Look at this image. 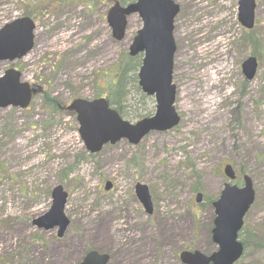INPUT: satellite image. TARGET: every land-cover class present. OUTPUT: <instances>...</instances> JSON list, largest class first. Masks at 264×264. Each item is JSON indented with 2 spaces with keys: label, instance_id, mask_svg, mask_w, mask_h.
I'll return each instance as SVG.
<instances>
[{
  "label": "rangeland",
  "instance_id": "rangeland-1",
  "mask_svg": "<svg viewBox=\"0 0 264 264\" xmlns=\"http://www.w3.org/2000/svg\"><path fill=\"white\" fill-rule=\"evenodd\" d=\"M51 1L0 0V29L23 17L36 26L32 50L19 61L0 63V76L14 69L21 82L40 88L27 109H0V264H77L88 251L110 250L121 256L120 264H135L130 252L144 254L139 264H180L182 251L209 256L216 251L212 204L223 189L225 165L236 173V186L243 175L251 179L255 200L243 229L264 239V0H254L251 31L238 22L239 0H171L179 7L172 31L179 124L136 146L121 140L96 154L86 151L74 116L53 111L44 98L65 107L104 95L111 79L103 75L124 61L141 22L129 17L124 39L115 42L105 19L112 1L43 11ZM220 38L225 45H215ZM211 46L203 55L196 52ZM221 48L227 69L217 97L202 98L209 80L201 73L216 63ZM248 57L258 64L251 81L240 70ZM195 95L210 101L198 122ZM154 112L153 97L140 91L137 73L128 72L119 117L135 124ZM136 184L147 187L150 216L134 200ZM56 186L67 194L69 225L60 239L56 229L33 225L50 210ZM132 240L139 244L130 249ZM237 264H264V251L249 246Z\"/></svg>",
  "mask_w": 264,
  "mask_h": 264
},
{
  "label": "water",
  "instance_id": "water-1",
  "mask_svg": "<svg viewBox=\"0 0 264 264\" xmlns=\"http://www.w3.org/2000/svg\"><path fill=\"white\" fill-rule=\"evenodd\" d=\"M254 0H239L238 22L246 30L254 26ZM179 7L171 0H135L134 3L121 6L114 2L106 13V24L115 42L125 37L127 19L136 15L141 28L136 32L128 48V56L142 55L141 66L137 74L140 91L153 97L154 115L135 124L123 121L115 111L109 109L104 99L87 101L75 99L65 108L73 113L78 125V135L90 154L100 152L105 145H114L121 140L136 146L152 132L164 133L179 123V117L173 108L175 87L172 85V67L175 46L172 38L174 18ZM35 25L29 18H20L5 24L0 29V63H13L24 58L33 47ZM242 76L251 81L256 73L257 61L253 57L245 59L241 66ZM36 89L21 82V74L9 69L0 76V109H26ZM226 183L219 198L212 204L214 209L211 241L217 250L209 256L198 251H184L179 254L181 264H235L243 254V247L237 241V235L243 226V218L254 202L255 194L248 176L242 178L243 185L238 188L231 185L235 175L231 166L223 169ZM106 183L104 190L110 189ZM135 196L145 214H152V205L147 187L136 184ZM67 194L61 186L51 191V208L43 216L33 221L37 230L57 229L56 237L61 238L69 221L64 215ZM197 195L195 202H200ZM107 256L90 251L78 264H106Z\"/></svg>",
  "mask_w": 264,
  "mask_h": 264
},
{
  "label": "trees",
  "instance_id": "trees-1",
  "mask_svg": "<svg viewBox=\"0 0 264 264\" xmlns=\"http://www.w3.org/2000/svg\"><path fill=\"white\" fill-rule=\"evenodd\" d=\"M109 1L112 2L117 1L120 5H127L133 3L135 0H109ZM75 3H79L82 7L86 9H90L92 8L91 3H95V1L94 0H53L45 4L43 11H48L53 8L64 9L67 7L74 6ZM262 48L261 50L264 52V46ZM140 63H141L140 56H136L134 58H129L128 56H126L124 61H121V64L115 66V69L113 72H111V74L107 73L103 75V79H106L108 77L111 79V82L106 87V89L104 88V93H103L104 95L99 96L97 98H105L109 107L113 109L118 115L120 114L119 108L121 107L124 97V85L126 81V74L128 72H134L136 74L140 67ZM111 75H113L112 78ZM44 100L50 104V107L52 108L53 111L62 112L63 114H66V116L72 117L71 114H68L64 111L63 106H59L56 102H53V100H49L46 97L44 98ZM242 235H244L246 238V241L242 240V244L245 248V252L249 246H251L253 249L264 251L263 238H259L255 236L252 232L245 231V229L241 231L239 236L242 237Z\"/></svg>",
  "mask_w": 264,
  "mask_h": 264
},
{
  "label": "bare ground",
  "instance_id": "bare-ground-1",
  "mask_svg": "<svg viewBox=\"0 0 264 264\" xmlns=\"http://www.w3.org/2000/svg\"><path fill=\"white\" fill-rule=\"evenodd\" d=\"M223 18V17H221ZM215 45H225L224 43V39H218L215 43ZM212 49V46L211 47H208V49L206 50L205 48H202V47H198L196 49V52L198 53V55H203L205 52L207 51H210ZM225 55V52L223 50V48L219 49L216 51V53L214 54V58H216V63L212 66H210L209 68H206L201 74L203 76H207L208 77V80L209 82L205 85V88L204 91H205V94L203 95L202 98H204L205 96H215L217 97V87L219 86V82L221 80V75L223 74V71L227 69L226 65H225V61L223 59V56ZM189 87V89L192 88V86H187ZM212 90H214L213 92H211ZM228 91H225L223 92L222 96L219 97V99H221L223 96H226L228 95ZM207 98V97H206ZM211 100L213 101V98H211ZM192 104L195 105V108L193 109V113H197L195 115V120L194 121H200V117L199 115H201L202 111L204 109L202 108H205L203 105H209L210 104V101L209 99L205 102L202 101L201 97L200 96H193L192 98ZM206 106V107H207Z\"/></svg>",
  "mask_w": 264,
  "mask_h": 264
},
{
  "label": "flooded vegetation",
  "instance_id": "flooded-vegetation-1",
  "mask_svg": "<svg viewBox=\"0 0 264 264\" xmlns=\"http://www.w3.org/2000/svg\"><path fill=\"white\" fill-rule=\"evenodd\" d=\"M238 180V178H237V176H236V178H235V182ZM134 200L136 201L137 199H136V196H135V194H134ZM138 202V201H137ZM139 204V203H138ZM141 205L139 204V210H140V212L142 211L143 212V214L144 215H146L145 214V212L143 211V209H142V207H140ZM152 215V214H151ZM150 216V215H149ZM131 223V220H127V223L126 224H130ZM110 224L111 223H109L108 222V224L107 225H105V226H103V227H101L102 229L104 228V229H106L107 227H109L110 226ZM148 240H149V238H148ZM138 242L137 241H134V240H132L130 243H128V244H126V245H128V247L131 249V247H136V246H138ZM134 250V249H133ZM140 250V249H139ZM97 252V251H96ZM88 252H86V253H84V256L79 260L80 262L84 259V257L86 256V254H87ZM99 255H106L107 256V263L106 264H112V263H116V264H120V262H121V256L118 254V253H114L113 251H107V252H97ZM130 254H132V256H133V258H134V260H135V264H139L141 261H143V259H144V254H142L141 252H136V253H132V252H130ZM177 259H178V261L180 262V260H179V254H178V256H177ZM79 262V263H80ZM180 264H181V262H180Z\"/></svg>",
  "mask_w": 264,
  "mask_h": 264
}]
</instances>
